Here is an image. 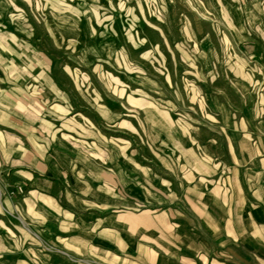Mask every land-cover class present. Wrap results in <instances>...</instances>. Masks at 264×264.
I'll return each instance as SVG.
<instances>
[{
    "label": "rangeland",
    "instance_id": "rangeland-1",
    "mask_svg": "<svg viewBox=\"0 0 264 264\" xmlns=\"http://www.w3.org/2000/svg\"><path fill=\"white\" fill-rule=\"evenodd\" d=\"M247 41L264 44V0H0V82L6 59L49 64L81 164L139 181L142 205L183 173L210 186L242 154L230 129L248 126L249 82H264ZM15 235L0 226V260Z\"/></svg>",
    "mask_w": 264,
    "mask_h": 264
},
{
    "label": "crops",
    "instance_id": "crops-1",
    "mask_svg": "<svg viewBox=\"0 0 264 264\" xmlns=\"http://www.w3.org/2000/svg\"><path fill=\"white\" fill-rule=\"evenodd\" d=\"M246 46L253 67L264 65V44ZM6 63L12 74L0 82V213L7 224L0 226L16 232L19 249L9 243L0 264H264V82H249L258 89L248 97V126L230 129L242 154L228 173L210 186L183 173L180 191L147 193L142 205L139 181L117 167L95 173L94 161L81 164L74 118L49 64ZM27 69V77L15 78ZM18 186L24 193L9 197ZM14 215L20 226L10 221Z\"/></svg>",
    "mask_w": 264,
    "mask_h": 264
},
{
    "label": "built area",
    "instance_id": "built-area-1",
    "mask_svg": "<svg viewBox=\"0 0 264 264\" xmlns=\"http://www.w3.org/2000/svg\"><path fill=\"white\" fill-rule=\"evenodd\" d=\"M24 193V189L21 186L15 187L13 190L8 192V196L9 197H14L15 195L19 194H23Z\"/></svg>",
    "mask_w": 264,
    "mask_h": 264
}]
</instances>
